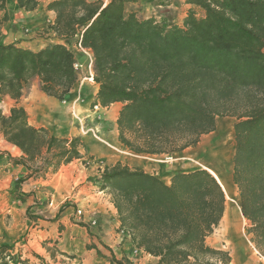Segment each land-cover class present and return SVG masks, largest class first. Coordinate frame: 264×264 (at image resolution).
Returning <instances> with one entry per match:
<instances>
[{
	"label": "trees",
	"instance_id": "1",
	"mask_svg": "<svg viewBox=\"0 0 264 264\" xmlns=\"http://www.w3.org/2000/svg\"><path fill=\"white\" fill-rule=\"evenodd\" d=\"M16 2L25 11L38 5ZM132 2L51 0L50 29L60 42L32 50L0 40V95L16 102L8 114L0 108V134L21 152L10 162L45 177L81 157L79 138L31 126L18 102L35 77L42 92L64 100L79 81L73 64L84 48L92 54L96 101L121 103L117 139L134 154L181 153L214 131L217 118H234L231 182L245 232L264 258V0H185L193 7L180 25L139 18L128 9ZM4 6L0 0V11ZM98 182L111 195L120 230L154 264L230 263L227 251L206 243L226 203L208 169L178 170L165 182L117 161ZM7 249L0 247L2 264H30Z\"/></svg>",
	"mask_w": 264,
	"mask_h": 264
},
{
	"label": "crops",
	"instance_id": "2",
	"mask_svg": "<svg viewBox=\"0 0 264 264\" xmlns=\"http://www.w3.org/2000/svg\"><path fill=\"white\" fill-rule=\"evenodd\" d=\"M49 1L51 0H38L35 9L25 11L17 7L16 0H5V8L0 11V40L5 44H15L32 50L43 48L48 43L60 42L50 29L55 14L46 9ZM103 1L106 3L108 0ZM192 7L185 0H135L128 6L129 10L135 12L139 18L145 19L152 16L159 22L179 25ZM4 13L7 18H3ZM81 59H83L82 56L79 57V61L83 64L84 61ZM90 60L92 61L91 52L87 55L88 63ZM90 73L92 74V66ZM85 77L83 72L79 73V82L66 95V103L42 92L37 77L32 79L18 102L26 111L27 120L31 126L46 128L55 137L79 138L81 142L79 147L81 157L67 165L75 164V166L83 167V170H80L83 172L82 176L76 174L72 177L73 184L75 181L82 184L73 193L72 198L77 206L82 205L87 209L82 216H76L73 206L62 207V211L58 214L59 218L57 216L55 222L56 233L48 238H53L52 244L58 252L73 255L68 263L66 261L67 264H118L117 261L123 264L126 262L127 264H154L156 258L143 250L136 248L137 251L133 252L135 247L130 238L120 230L111 195L99 189L98 178L103 167L114 164L118 158L113 149L119 146L116 118L121 103L109 105L103 109L102 119L95 120L90 112V106L97 102V85ZM77 97H80V100L71 107L72 100ZM15 103V100L9 96L0 95V108L4 114H8ZM199 143L198 141L195 146L187 147L178 154H196ZM20 155L19 149L8 143L0 134V162H5L4 167L9 171L12 169L23 174L27 168L10 163V158H18ZM86 160L88 162H85ZM82 162L88 163L87 166L84 167ZM145 171L159 175L158 172ZM161 179L164 180L162 177ZM36 181L33 176L27 180L29 182L26 185L27 191L30 192L33 189V192L23 197L26 202L24 205L26 211L31 209L28 206L30 199L36 201L39 199L40 193L35 190ZM164 181L169 182V179ZM39 208L38 206L34 208L33 213L36 214ZM47 216L44 220L35 216L25 218V229H30L31 225H37L31 230V238L35 239V235L38 236L42 232L50 235L46 231L47 226H50L49 230L55 226L52 225V219H49L52 215L49 213ZM93 218L96 220L94 226L89 224V220ZM41 227L44 228L41 229ZM219 227L220 225L206 238V243L215 249L227 251L230 256L229 264H264V258L255 253V250L254 252L250 250L243 239L235 234V229H232L231 225H222L221 234L214 236ZM89 246L93 247L89 248ZM59 256L64 258L62 254Z\"/></svg>",
	"mask_w": 264,
	"mask_h": 264
},
{
	"label": "rangeland",
	"instance_id": "3",
	"mask_svg": "<svg viewBox=\"0 0 264 264\" xmlns=\"http://www.w3.org/2000/svg\"><path fill=\"white\" fill-rule=\"evenodd\" d=\"M81 56L83 57L81 61L84 62H82L83 67L79 72L88 75L89 63L87 61V55H80L79 57ZM233 122V117L226 116L217 118L215 130L200 138L199 146L194 155L190 153L186 155L174 154L171 156L139 155L123 148L119 141V146H116V149H113V151L118 155L117 161L126 163L131 167L158 172V176H161L164 180H168L170 175L178 170L186 171L194 168H206L213 170L223 182H226V178L223 176L225 170L229 174V182L233 190L230 196H227L225 193V207L227 203L231 204L237 202V205L234 204L232 206L230 214L225 220L231 223V228L235 229V234L239 235L247 247L254 252L256 249L249 241V236L245 232L246 221L239 210L236 188L231 182V159L234 150L232 133ZM12 159L14 158L12 157ZM85 162H88V160ZM85 162H82L84 167L88 164H85ZM37 164H40V162ZM4 165L5 162H0V247L2 245H7L8 249L5 250L6 254H14L18 256L19 261L26 259L30 264H67L70 259H72L71 257H73V255L66 254L63 255L64 258L59 256L60 252H58L56 247L52 244L53 242L51 239L53 238L48 237H53L56 233L57 224L55 222L58 214L63 209L62 207L73 206L76 216H82L84 210L87 209L82 205L77 206L72 198L73 193L82 185L81 182L78 181H75L73 184L72 182H74V179H72V177L76 174L82 176L83 172H80V170H83V167L75 166V164H70L69 166L62 165L56 172L47 173L45 177H40V173L31 174V169L25 170L22 174L12 169L9 171ZM31 176L37 180L35 190H37L40 195L38 196L39 202L35 199H30L28 206L31 209L26 211L24 209L26 202L20 197H24L33 192V189H31L30 192L27 191L28 188L26 187L29 183L27 180ZM37 206L40 208L37 209L36 214H34V208ZM77 209L81 211L80 214H77ZM49 213L52 215L49 219H52V225L55 226L50 230V226H47L46 231H48L50 235L42 232L38 236L35 235V239L31 238V230L37 225L34 224L31 225L30 229H25V218L35 216L36 218L40 217L44 220L48 217L47 215ZM225 220L221 219L219 223L220 227L216 229L214 236L221 234L220 230ZM93 221L94 224H92ZM89 224L94 226L96 220L94 218L89 220ZM42 228L44 227H41V229ZM32 237H34V235H32ZM255 253H257V251ZM1 254L2 253H0V264L3 262V260L1 262V259L5 257ZM39 257H41L42 260L39 259ZM65 257L68 258V260ZM5 260L8 261L9 259L5 258ZM7 264H9V262Z\"/></svg>",
	"mask_w": 264,
	"mask_h": 264
},
{
	"label": "built area",
	"instance_id": "4",
	"mask_svg": "<svg viewBox=\"0 0 264 264\" xmlns=\"http://www.w3.org/2000/svg\"><path fill=\"white\" fill-rule=\"evenodd\" d=\"M79 52L81 53L80 55H88L89 51L84 49V48H81L79 47ZM74 66V69L78 72V75H79V71L81 70V68L83 67V64L80 63L79 61V58L77 59V61L73 64ZM91 66H92V61L90 60L89 64H88V68L90 69V72H91ZM89 71H88V75H86V77L92 81V75L93 73L91 74ZM85 77V79H86ZM79 79V78H78ZM79 82V81H78ZM80 100V97H77L76 99L72 100L71 102V107H74L75 103L77 101ZM63 103H66V99L62 100ZM106 107H102L98 102H94L91 104L90 106V112L92 113V115L94 116V119L95 120H101L102 119V114H103V109H105ZM77 214H80L81 211L79 209L76 210ZM92 224H94V221L92 222ZM137 251V249L135 248L133 250V252L135 253ZM8 259V258H6Z\"/></svg>",
	"mask_w": 264,
	"mask_h": 264
},
{
	"label": "bare ground",
	"instance_id": "5",
	"mask_svg": "<svg viewBox=\"0 0 264 264\" xmlns=\"http://www.w3.org/2000/svg\"><path fill=\"white\" fill-rule=\"evenodd\" d=\"M210 147V146H209ZM220 148H222V147H220ZM210 150H212V149H210ZM224 167H225V165H224ZM209 171H211L212 173H213V175L218 179V181L221 183V185H222V187H223V189H224V191H225V193H226V195L227 196H230L231 195V193H232V186H231V184H230V182H229V174L224 170V174H223V176H224V178H226V182H223L221 179H220V177L218 176V174H216L213 170H211V169H209ZM234 204H236L237 205V202H234V203H227V206L225 207V212H224V216H223V220H225V218L226 217H228L229 216V214H230V211H231V209H232V206L234 205ZM231 223L230 222H228L227 220H225V222H224V224L223 225H230Z\"/></svg>",
	"mask_w": 264,
	"mask_h": 264
}]
</instances>
